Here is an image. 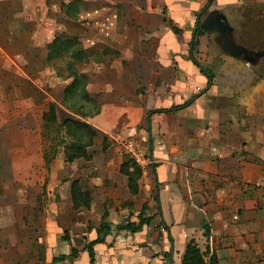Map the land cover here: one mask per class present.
<instances>
[{
	"label": "crops",
	"instance_id": "crops-1",
	"mask_svg": "<svg viewBox=\"0 0 264 264\" xmlns=\"http://www.w3.org/2000/svg\"><path fill=\"white\" fill-rule=\"evenodd\" d=\"M75 1L77 12L69 11ZM207 1L0 0V264H88L85 247L97 239L101 222L109 225V231L92 249L94 264H170L171 246L173 264H182L191 241L205 254V261L214 255L217 264H264V79L249 88L235 85L230 79L236 66L231 68V60L219 58L223 80L214 77L207 87L206 77L189 60L198 18L222 13L234 38L233 24L243 22L240 10L263 8L264 0H213L201 14ZM81 20L99 27L101 54L109 48L128 58L150 57L147 72L156 82L144 111L153 165L151 176L143 182L144 202L134 214L146 205L143 217L151 222L138 233L115 229L137 222L134 214L127 218L120 207L121 201L139 194L138 188L136 194L128 190L120 162L114 164L119 169L117 178L111 177L113 162L101 163L106 184L88 178L65 183L61 200L69 207L66 221L56 203H51L45 216L44 196L55 199L58 184L53 179L44 193L43 116L45 106L55 104L44 99V70L59 61H47V47L55 38L76 39L71 29L64 37L71 27L63 25ZM214 36L197 39L193 56L202 68L206 67L196 60V53L204 58L210 49L215 56V47L210 46ZM114 37L129 39L131 45H123L121 52L109 46ZM144 37L147 46L141 43ZM193 97L188 108L161 113ZM123 105V119L143 109L134 101ZM131 131L125 132L132 135ZM73 182L89 193L90 206L83 209L87 212L90 191L100 183L95 220L77 221L69 192ZM105 201H112L114 207L105 211ZM65 231L68 238L62 235ZM59 256L69 258L52 263Z\"/></svg>",
	"mask_w": 264,
	"mask_h": 264
},
{
	"label": "rangeland",
	"instance_id": "rangeland-1",
	"mask_svg": "<svg viewBox=\"0 0 264 264\" xmlns=\"http://www.w3.org/2000/svg\"><path fill=\"white\" fill-rule=\"evenodd\" d=\"M120 21L121 19H119ZM125 21L129 23L130 19L127 18ZM68 25L71 28L68 30L65 29V32H63L64 37L69 36L71 29L72 33L70 35L77 37V47L87 52V62L85 64L75 63V68L78 75L86 77V81H83L85 90L89 97L97 104V109L91 117H84L85 113L94 111L96 106L81 101L82 110L79 111V116L70 115L71 112L69 113L60 104L63 97V88L72 81L66 71V65L69 61L68 57L62 58L51 67L45 66L44 82L46 86L44 88V99L48 97L55 103V122L44 126V193L46 194L49 182L53 181V179H56L57 181L55 182H58L55 189V192H57L56 198L52 199L47 195L44 196L45 216L50 213L51 203H56L61 213L64 214V217L61 219L66 221L69 207L65 201L61 200L64 195L62 190L65 189V183L77 178H88L90 180L101 179L104 173V171L99 169L101 163L110 161L113 162V167L111 166L110 171L115 173L111 177L117 176L116 173L119 169H116L114 164L119 162L120 164L124 162L128 165L135 164L140 171V179L142 182L140 186L138 185L139 194L133 198L129 197L126 201H121V209L126 210L127 218H130L140 210L144 202L143 182L151 176L150 173L153 165L147 143V130L149 129L147 120L148 112L146 113L144 111V102L147 95L153 92L155 87L154 82H156L154 75L147 72V68L150 67L148 65L150 57L141 54L138 59L135 57L128 58L109 48L104 49V53L101 54L103 46L98 43L99 27L97 25L87 26L81 20L76 22V24L66 22L63 27L67 28ZM233 26L237 31L234 34V39L238 45L243 46L252 54L264 51L263 49L261 50V47H264V7L251 9V17L244 25L236 21ZM125 35L127 37L130 36V34ZM212 38L210 46L212 44L215 47L213 50L216 52L214 53L216 57L212 56L213 51L211 52L209 49L211 53L208 52L204 58L199 53H196V60L209 69L214 77H219V81H222L224 76L221 63L218 65L219 62H217L219 58L231 60V68L236 66L235 71H232L233 78L230 79V82H235V85L241 86V84H245L249 88L255 86L261 79H264L263 58L256 61L253 65L244 62L242 58L237 60L231 59L222 54L218 46L220 44L218 36L215 35ZM143 39L144 41H141V43L147 46L148 42L146 44L145 37ZM127 40L129 39L123 40L119 37H114L111 40L112 45L109 43V46H114L113 48L117 46L122 52L124 49L123 45H131ZM207 62L208 64L206 65ZM134 68L142 69L144 72L132 71ZM133 76L136 81L138 80V83L131 82ZM68 79H70V82ZM224 92L229 94L228 90H224ZM132 101L138 102L140 109H143L133 115H130V113L128 115L126 114V118L123 119L122 115H120V112L125 109V105L123 104L131 103ZM45 110H48L47 106H45ZM68 119L88 124L96 132L97 136L93 140L92 147L87 149L89 158L86 160L76 159L72 163L65 161L66 155L64 151L68 148V144H71V139L66 135L65 128L62 127V122ZM128 129L132 130V135L125 132ZM139 131H142L141 135L136 136ZM124 132L125 135H122ZM129 143L134 147V151L132 152L126 147ZM101 181L106 184L103 179ZM99 186L92 187L91 191L89 189L92 194V202L88 212L83 209L75 210L72 206L71 210L75 211L78 215L77 221H85L88 218L95 220V214L98 212V204L100 203L98 200L99 192L97 191ZM103 206L105 211L106 209L111 210L112 206L114 207L112 201H105ZM116 212L118 211L116 210ZM81 213L83 214L80 215ZM62 235L68 238L67 231L63 232Z\"/></svg>",
	"mask_w": 264,
	"mask_h": 264
},
{
	"label": "trees",
	"instance_id": "trees-1",
	"mask_svg": "<svg viewBox=\"0 0 264 264\" xmlns=\"http://www.w3.org/2000/svg\"><path fill=\"white\" fill-rule=\"evenodd\" d=\"M213 0H208L207 3L204 5L202 10L200 11L201 14L207 12L209 7L211 6ZM78 1L72 3V8L69 11H76L78 8ZM73 9V10H72ZM75 9V10H74ZM241 17L240 19L243 21L242 25L248 21L251 17V10L248 9H241ZM204 33L197 28L194 32L193 39L189 46V60L191 63L200 69V72L206 77L207 79V87L212 85V81L214 75L212 72L207 68H202L194 59V51L198 47V38L203 36ZM78 46L77 39H70L64 40L61 38H55L53 42L48 45L47 47V61H55L61 60L64 55L69 54L68 63L66 65V71L69 78L72 81L63 89V98H62V106L65 107L71 114L77 115L80 114V110H82L81 101H85V103L96 106L94 111L90 113H85L84 117H91L95 114L97 109V104L89 97L85 90V85L83 81H86L85 76H81L77 74V70L75 68V63L85 64L87 62V55L86 53L81 50ZM264 50V47H261V50ZM260 50V51H261ZM257 53H264V51L257 52ZM264 59V57H263ZM263 80V79H261ZM195 97L186 101L182 105L178 107H174L171 110L163 111L165 112H172V111H180L188 108L192 105L195 101ZM156 113V112H154ZM151 114V113H149ZM44 126L46 124L54 123L55 122V106L50 104L48 106V110L43 116ZM62 127L65 128L66 135L71 139V144H68V148L65 149L67 163H72L76 159H88L89 156L87 154V149L92 147L93 140L96 138V132L92 129L91 126L88 124H84L78 122L76 120H65L62 122ZM120 173L127 178V187L131 194H136L137 192V181L140 179V171L135 166V164L128 165L125 162L120 166ZM70 195L73 208L75 210L78 209H88L90 206V196L89 193L81 192L78 183L73 182L70 187ZM155 202L158 203L157 197H155ZM147 206L143 205L141 211L136 216L137 222H126V224L119 225L115 229L117 231H126L131 234L138 233L142 230L144 226H148L151 222V218H144V211H146ZM104 218V217H103ZM204 228V237H208V232L203 225ZM164 231H168V228L163 226ZM109 231V225L105 222L100 223V227L97 231V239L91 243H89L85 247V251L89 257L88 264H94V255H93V247L97 244H101L103 242V237ZM205 254L200 253L197 249L195 243L193 241L189 242L185 248L184 255L182 258V264H217V260L214 255H211L206 261L204 260ZM69 257L66 256H59L54 258L52 263L63 262L64 260L68 259Z\"/></svg>",
	"mask_w": 264,
	"mask_h": 264
},
{
	"label": "water",
	"instance_id": "water-1",
	"mask_svg": "<svg viewBox=\"0 0 264 264\" xmlns=\"http://www.w3.org/2000/svg\"><path fill=\"white\" fill-rule=\"evenodd\" d=\"M197 28L208 36L217 35L220 40L218 46L222 54L231 59L237 60L242 58L244 62L253 65L256 61L264 57V53L252 54L246 48L238 45L234 41L233 29L230 27L226 17L222 13L210 12L202 20L198 18L194 32ZM172 256L173 250L171 246L170 264H173Z\"/></svg>",
	"mask_w": 264,
	"mask_h": 264
},
{
	"label": "built area",
	"instance_id": "built-area-1",
	"mask_svg": "<svg viewBox=\"0 0 264 264\" xmlns=\"http://www.w3.org/2000/svg\"><path fill=\"white\" fill-rule=\"evenodd\" d=\"M126 147L129 149V151H134V147L131 143H129L128 145H126Z\"/></svg>",
	"mask_w": 264,
	"mask_h": 264
}]
</instances>
